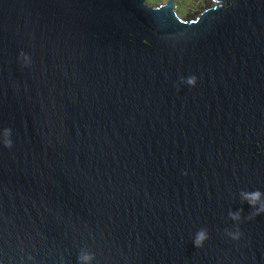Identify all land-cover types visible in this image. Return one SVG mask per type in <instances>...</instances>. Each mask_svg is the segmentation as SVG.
<instances>
[{
  "label": "water",
  "instance_id": "obj_1",
  "mask_svg": "<svg viewBox=\"0 0 264 264\" xmlns=\"http://www.w3.org/2000/svg\"><path fill=\"white\" fill-rule=\"evenodd\" d=\"M253 190L264 0H0V264H264Z\"/></svg>",
  "mask_w": 264,
  "mask_h": 264
},
{
  "label": "clouds",
  "instance_id": "obj_2",
  "mask_svg": "<svg viewBox=\"0 0 264 264\" xmlns=\"http://www.w3.org/2000/svg\"><path fill=\"white\" fill-rule=\"evenodd\" d=\"M197 82V77L195 75L189 76L186 79V83L190 86H194ZM10 133L11 129L6 128L4 129V134H5V146H10L12 141L10 139ZM264 195V192H261L260 190H253V191H242L241 196L243 199L250 205L252 206L255 211L250 215L249 218H252L254 216H257L261 213H264V204H260L259 207H257V203L260 201L261 196ZM243 209H239L235 212H230L229 215L233 221H239L242 216ZM227 234L232 237L233 239H239L241 233L239 230L232 232L226 230ZM209 238V233L207 229L201 228L197 231L195 235V239L193 240V243L195 247L199 248L202 247L204 242ZM94 258V253L88 254V255H82L78 257V260H92Z\"/></svg>",
  "mask_w": 264,
  "mask_h": 264
},
{
  "label": "rangeland",
  "instance_id": "obj_3",
  "mask_svg": "<svg viewBox=\"0 0 264 264\" xmlns=\"http://www.w3.org/2000/svg\"><path fill=\"white\" fill-rule=\"evenodd\" d=\"M168 0H162V3ZM187 1V2H186ZM176 0L178 12L185 18H193L212 4V0ZM149 2V1H148ZM185 5L184 8L180 5ZM186 3V4H185Z\"/></svg>",
  "mask_w": 264,
  "mask_h": 264
},
{
  "label": "trees",
  "instance_id": "obj_4",
  "mask_svg": "<svg viewBox=\"0 0 264 264\" xmlns=\"http://www.w3.org/2000/svg\"><path fill=\"white\" fill-rule=\"evenodd\" d=\"M152 4H159L162 3V0H148ZM179 1V0H178ZM186 1V0H185ZM187 2V1H186ZM186 4V3H185ZM180 5L184 8L185 5L181 4Z\"/></svg>",
  "mask_w": 264,
  "mask_h": 264
}]
</instances>
